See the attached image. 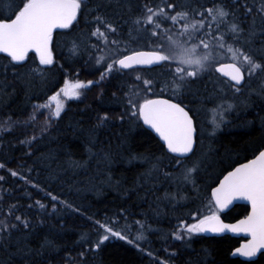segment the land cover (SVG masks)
<instances>
[{
    "label": "trees",
    "instance_id": "16d2710c",
    "mask_svg": "<svg viewBox=\"0 0 264 264\" xmlns=\"http://www.w3.org/2000/svg\"><path fill=\"white\" fill-rule=\"evenodd\" d=\"M146 2L151 5L164 0H86L87 10L78 17L79 23L54 35L53 65H39L31 53L23 66H8L5 72L7 60L0 54V164L4 165L0 168V176L4 177L0 181V219L16 205L19 210L15 214L26 215L33 227L23 234L14 233V238L24 239L32 249L40 248L45 241L52 242L35 261L14 254V247L7 251L0 248V264H36L45 260L49 264H156L157 260L168 264H264L261 255L252 262L232 257L242 239L200 233L191 240H177L174 235L182 221L194 222L190 218L193 213H207L211 190L227 172L264 149V95L242 94L245 89L257 94L264 76L258 73L260 81H253L237 93L226 86V81L219 83L220 78L214 75L211 80H198L185 93V106L196 111L200 137L197 156L187 161L185 168L194 160L203 161L195 174V184L185 182V168L172 163L173 156L141 121L126 115L125 94L140 87L134 77L157 76L164 70L123 71L100 80L99 65L95 63V58L110 47L111 40L127 38L133 19ZM173 2L188 10L224 4L235 13L228 20H236L246 29L240 46L257 59L264 53V19L246 16L242 6L247 2L253 7L259 0ZM4 6V0H0V10ZM97 15L106 17L117 27V33L110 34L103 25H97ZM253 20L255 35L249 38L247 32ZM183 23L165 27H171L170 35H175ZM97 26L108 37L107 46L103 36L92 35ZM212 27L215 35L216 24ZM220 28L226 31L227 21ZM226 40L232 42L230 33ZM73 42L78 49L73 50ZM77 80L95 83L82 89L78 99L67 100L60 118H53L49 125L46 109L34 113L36 105L48 103V97L66 82ZM155 91L160 95L158 89ZM224 93L233 105L224 114L225 123L213 135V126L208 122V133L202 134L198 114L208 117L218 103L223 104ZM163 98H169L166 88ZM242 102L245 108L239 107ZM34 114L37 118L32 120ZM105 114L109 120L98 126V117ZM12 171L18 175L12 176ZM48 193L79 211L52 201ZM36 201L46 207H38ZM248 213L249 207L236 205L221 216L225 222H235ZM96 221L128 239L110 237L99 250L86 251L89 246L81 237L95 242L100 231ZM141 233L144 239L137 241ZM81 252H85L83 258Z\"/></svg>",
    "mask_w": 264,
    "mask_h": 264
},
{
    "label": "snow or ice",
    "instance_id": "6c2138e0",
    "mask_svg": "<svg viewBox=\"0 0 264 264\" xmlns=\"http://www.w3.org/2000/svg\"><path fill=\"white\" fill-rule=\"evenodd\" d=\"M4 9L0 10V54H5L8 66L15 68L23 66V62L29 60L32 53L38 57L39 65L49 66L55 63L53 51V36L58 29H70L75 23H79L78 17H82L87 10L86 0H4ZM246 16L259 15L264 19V0L254 3L249 7L247 2L242 5ZM224 4L218 7H205L203 10L193 8L188 10L176 4L173 0H164L163 3H144L140 15L132 21L126 39H113L110 47H106L103 55L95 58L97 71L100 72V80L106 76L121 73L124 70L152 73L155 68L164 71L157 76L136 75L135 81L139 82V89L126 93V115L130 119L142 121L154 129L164 141L168 153L175 154L172 163L185 168L187 161L196 157L195 149L198 146V124L195 120L196 111L192 107L185 106V93L189 92L192 85L204 78L212 79L219 74V83L227 78L226 86L234 92H241L242 88L250 85L252 79L259 73L264 76V53L260 58L245 51L240 46L241 37L246 29L236 20H228L234 16ZM196 17H199L197 20ZM97 25H103L110 34L117 33V27L108 21L106 17L97 15L94 17ZM180 21H184L175 35L171 25L175 27ZM227 21L226 31H222L221 24ZM213 23L216 24V34L213 35ZM255 21L247 32L250 38L255 35ZM231 34V43L226 40V35ZM92 35L103 36L106 46L108 37L97 26ZM207 38V39H206ZM129 44H135L136 49H130ZM142 45V47H139ZM79 48L73 42V50ZM122 49V50H121ZM38 71V69L34 70ZM95 82L79 81L66 82L64 87L48 97V103L36 105L34 113L40 109L48 111V124L53 118H60L65 108V102L78 99L83 93L82 89L90 88ZM168 90L169 98H163L164 89ZM158 89L160 95H157ZM222 91V89H221ZM255 91V90H253ZM258 95H264V80L260 85ZM233 107L229 104H219L213 109V135L225 123L224 113ZM43 114V113H40ZM36 115L31 119L35 120ZM121 120L124 116L120 117ZM109 120L107 114L98 117V126H102ZM35 139V137H33ZM107 155V154H106ZM203 161L194 160L191 166L185 168L183 180L195 184V174L200 170ZM4 165L0 164V168ZM12 176L18 173L12 171ZM167 175H171L168 173ZM4 180L0 176V181ZM35 187V185H34ZM52 201L63 204L64 207L73 209L66 201H61L57 196L48 193ZM236 200H246L251 205L250 212L236 223H226L221 214ZM36 204L40 208L46 206L39 201ZM31 207V206H29ZM207 213H193L192 223L181 222L180 230L174 233L177 240H191L194 235L212 233H244L250 237L240 247L236 248L233 255L244 258H254L258 253L264 257V150L258 151L254 158L234 167L227 172L218 186L210 193ZM19 209L12 205L3 219H0V248L5 251L15 248L14 254H20L29 260L42 254V249L49 247L52 242L45 241L40 248L32 249L24 239L14 238V233L23 234L33 226L26 215L15 214ZM55 211V204H53ZM98 229L97 239L93 243L82 236L88 244V249L99 250L101 245L110 237H118L127 240V236L112 227L95 222ZM141 233L136 237L137 241L143 240ZM132 243L133 241H128ZM139 248V243L136 244ZM147 255L151 256L149 252ZM85 252L80 253L83 258ZM36 264H49L47 260L37 261ZM75 264V262H73ZM156 264H168L167 261H156ZM258 264V262H256Z\"/></svg>",
    "mask_w": 264,
    "mask_h": 264
},
{
    "label": "water",
    "instance_id": "95a60500",
    "mask_svg": "<svg viewBox=\"0 0 264 264\" xmlns=\"http://www.w3.org/2000/svg\"><path fill=\"white\" fill-rule=\"evenodd\" d=\"M66 30H68V29H63V30H61V29H58L57 30V32L56 33H58V32H62V31H66ZM56 33H54V35L56 34ZM31 54V53H30ZM2 56H4L5 57V54H1ZM38 58V57H37ZM124 71H131V70H124ZM218 76H219V74H217ZM224 80H227V78H223ZM141 123L143 124V122L141 121ZM143 126L149 131V132H151L161 143H162V145L165 147V150H166V152H167V149H166V145L164 144V141L162 140V138L159 136V134L158 133H156L155 132V130L154 129H152V128H150L148 125H144L143 124ZM197 149V148H196ZM196 149H195V151H196ZM264 150V149H263ZM168 153V152H167ZM169 155H171V156H174L175 154H171V153H168ZM254 158V157H253ZM247 162V161H246ZM245 163V162H244ZM237 166H239V165H237ZM237 166H235V167H237ZM234 169V168H233ZM232 169V170H233ZM231 170V171H232ZM223 179V177L220 179V181ZM219 183V182H218ZM216 186H218V184L216 185ZM215 186V187H216ZM214 187V188H215ZM236 205H244V206H247V207H249V212H250V210H251V205H250V203L248 202V201H246V200H236V201H233V204L232 205H230L229 206V208L227 209V210H225V212H223L221 215H225V214H227L228 212H230ZM238 221V220H237ZM237 221H235V222H226V223H236ZM202 235H204V236H206V237H224V236H230V237H233V238H237V239H242L243 241H242V243L240 244V246L243 244V243H245L248 239H250V237L249 236H247L246 234H244V233H232V232H225V233H212V232H205V233H201ZM239 246V247H240ZM235 251V250H234ZM262 251H264V250H262ZM234 253V252H233ZM233 253H232V257L233 258H238V259H240V260H242V261H245V262H252V261H255V260H257L258 259V257L261 255L260 253H258L257 254V256L256 257H254V258H244V257H241V256H239V255H233Z\"/></svg>",
    "mask_w": 264,
    "mask_h": 264
},
{
    "label": "rangeland",
    "instance_id": "374dc122",
    "mask_svg": "<svg viewBox=\"0 0 264 264\" xmlns=\"http://www.w3.org/2000/svg\"><path fill=\"white\" fill-rule=\"evenodd\" d=\"M258 74V73H257ZM253 81H260V79L257 77V75L252 79V81L250 82V85L252 84V82ZM250 85H248V86H250ZM260 87V86H259ZM244 92H247V94H249V95H256V96H258L259 97V95L258 94H255V93H253V92H249L248 91V89H245V90H243V92H242V94L244 93ZM224 96H222L224 99H225V93L223 94ZM226 101V102H225ZM225 101H223L222 103L225 105V106H227V105H229V102H227V100L225 99ZM218 105H219V103H218ZM241 105L242 106H239V104H238V106L240 107V108H245L246 107V105H245V103L244 102H242L241 103ZM237 106V107H238ZM236 107V108H237ZM230 109V108H229ZM199 113V112H198ZM225 114V113H224ZM198 116H199V120H200V125H201V133L202 134H205V133H208L207 131H206V124L209 122L212 126H213V124H212V121H213V117H214V112L213 111H211V113H209L208 114V117H206V115L205 116H202V115H200V113L198 114ZM225 116V115H224ZM204 119V120H203ZM225 119H226V117H225ZM196 235H198V234H196Z\"/></svg>",
    "mask_w": 264,
    "mask_h": 264
},
{
    "label": "bare ground",
    "instance_id": "6f19581e",
    "mask_svg": "<svg viewBox=\"0 0 264 264\" xmlns=\"http://www.w3.org/2000/svg\"><path fill=\"white\" fill-rule=\"evenodd\" d=\"M207 104V103H206ZM204 120V119H203Z\"/></svg>",
    "mask_w": 264,
    "mask_h": 264
}]
</instances>
